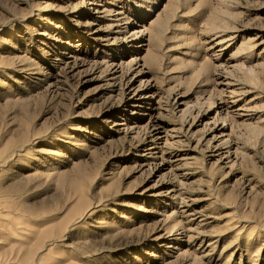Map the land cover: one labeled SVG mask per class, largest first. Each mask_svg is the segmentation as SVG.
<instances>
[{
	"label": "rangeland",
	"instance_id": "rangeland-1",
	"mask_svg": "<svg viewBox=\"0 0 264 264\" xmlns=\"http://www.w3.org/2000/svg\"><path fill=\"white\" fill-rule=\"evenodd\" d=\"M216 126L230 143L211 152ZM0 165L7 199L57 225L9 212L29 234L0 264L60 235L41 264H264V0H0ZM114 195L116 238L86 255L102 230L68 226Z\"/></svg>",
	"mask_w": 264,
	"mask_h": 264
},
{
	"label": "bare ground",
	"instance_id": "bare-ground-1",
	"mask_svg": "<svg viewBox=\"0 0 264 264\" xmlns=\"http://www.w3.org/2000/svg\"><path fill=\"white\" fill-rule=\"evenodd\" d=\"M144 27L146 28V30L148 31L149 34H151V31L153 33L154 32L156 33V23L152 27H146V26H144ZM231 37L232 36H229V38H231ZM225 38H223L220 42H218V45L222 44V46H223L224 44H226L224 47L227 48L229 46V43H227V42H229L228 40H230V39L225 40ZM7 42L8 41H6V43ZM142 46H149L150 47L148 55L145 59V64H147L148 61H150V59L152 58L151 57V53H152L151 51L154 48L153 39L150 38L148 40V44H143ZM130 91H132V89ZM128 94H130V93H128ZM144 98L145 97H143L142 92L140 90H136V91H134L133 96L130 97L128 99V101H126V102H127V104L134 102V104L131 105L132 107H134V106H137V104H135V103H140L141 100H143ZM146 98H149V96H147ZM225 122H227V119L225 120ZM217 130H218L217 126L211 129L212 135H211L210 141L206 145V148L208 149V151H211V152L221 151L224 149L223 148L224 145H227V143H230V141L228 139L222 140L223 135L220 136L221 135L220 133H223L222 131L224 129H221L219 131H217ZM23 151L28 152V149H26V147L21 148L18 153H21ZM231 151H232V149H229L227 151L226 155H225V153L221 154V159H223V158L228 159V162L225 163V166L230 165L231 167H234L235 164L237 162H239V158H238L239 152L236 150L233 152H231ZM56 153H57L56 151H53L52 155H54ZM240 155H241V153H240ZM18 156H21V155L18 154ZM242 157L244 159H246V156L244 154ZM21 159L22 158L19 157L18 161ZM0 167H2V166L0 165ZM0 171H2V170L0 169ZM98 174H102V172H99ZM17 186L18 185L16 183H14V185H12L10 187V189L11 188H17ZM5 191L3 192V190H1V188H0V207H1L0 219L2 222V223H0V230H1L0 240L6 241V240L13 238L15 236L17 238L20 237V239L26 240V238L28 237L27 236L29 234V232H27L28 229L24 230L23 233H19V231L17 232V229L14 228L13 224L10 221L8 222L7 214L9 212H13V211L18 213V216H19L18 220H22L23 217H26L28 215L34 216V218L39 222L41 221V218H43V219L49 218V220H48L49 224H48V228H47L48 230L47 231H50L51 234L53 232L54 233L56 232L57 225L54 224V220L53 221L50 220V217L52 216L55 207H52L48 204H44L42 206H38V205L29 206L25 200L17 202V203L11 202L10 200L7 199V195L5 194ZM114 197H115V195L112 197L96 198V200L98 199L97 202L96 203L94 202L92 204V207L89 210H87V212H85L80 218L76 219L71 225L68 226L69 231H74L75 228H77L81 223L85 224V222L88 219L94 218L95 222L97 223V225L95 224V228L97 230H102V231H99L100 233H97V232L90 230V234L96 233V236H95V240H92L90 238L86 241V244H87V250L85 251L86 255L95 256L97 254V256H100L102 254L101 253L102 248L99 247L100 242H102L106 238H108V239H113V238L115 239L116 238V224H114V223L111 224L108 221H105L100 217L102 215L107 214L104 209L110 207L109 205H108L109 207L107 206V203L110 201H114L115 200ZM103 210H104V212H103ZM87 230H89V227H86V231ZM46 232L43 233L42 230H39L38 234H36V238H38L39 241L41 240L43 242L48 236L45 234ZM61 237H62L61 235L58 236V238H60L59 240L62 239ZM175 239L180 240L177 237H175ZM59 240L58 241H52V242L48 243L46 246H44V245L41 246L42 250L36 254L34 264H41L42 262H44V261L48 260L49 258H51L52 256H54L56 254L55 253L56 250H58V248H59L58 243L61 242ZM42 242H39V244L37 242V244L40 245ZM26 243L27 242L22 243V242H16L15 241L12 243V246L18 247L20 250H22L23 249L22 247H24ZM174 249H177V247H174ZM31 251H32V248L28 249L27 254L31 253Z\"/></svg>",
	"mask_w": 264,
	"mask_h": 264
}]
</instances>
